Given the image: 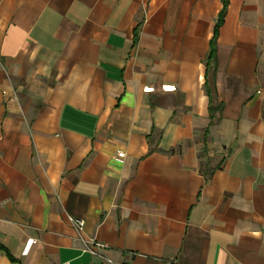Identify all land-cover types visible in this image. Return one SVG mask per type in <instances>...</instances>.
Here are the masks:
<instances>
[{
  "label": "crops",
  "instance_id": "0c3cea01",
  "mask_svg": "<svg viewBox=\"0 0 264 264\" xmlns=\"http://www.w3.org/2000/svg\"><path fill=\"white\" fill-rule=\"evenodd\" d=\"M223 7L0 0V264H106L69 217L114 264H264V0L207 69Z\"/></svg>",
  "mask_w": 264,
  "mask_h": 264
},
{
  "label": "built area",
  "instance_id": "2783aa9c",
  "mask_svg": "<svg viewBox=\"0 0 264 264\" xmlns=\"http://www.w3.org/2000/svg\"><path fill=\"white\" fill-rule=\"evenodd\" d=\"M4 96H8L10 98L11 101L13 102H19V96L17 94L16 91H4L3 92ZM126 154L123 151H118L117 155H116V160L118 162L123 163L125 160ZM69 223L71 224V226L73 227L76 236H77V240L78 242L81 244L82 248H83V252L90 254L93 257H97V258H101L102 260L105 261L106 264H114L112 260L108 259L105 256V252L107 250V247L100 243L97 242L93 239H87L84 236V231H85V222L81 219H77L74 217H69L68 218Z\"/></svg>",
  "mask_w": 264,
  "mask_h": 264
},
{
  "label": "trees",
  "instance_id": "16d2710c",
  "mask_svg": "<svg viewBox=\"0 0 264 264\" xmlns=\"http://www.w3.org/2000/svg\"><path fill=\"white\" fill-rule=\"evenodd\" d=\"M223 2H224V7H223V10L221 11L219 20H218V22L216 24V27H215V30H214V35H213V38H212L211 43H210V51H209L208 57L206 59L207 69L210 67L211 63L214 60L215 51H216V40H217L218 32H219V29H220V27H221V25L223 23V20H224L225 14H226V10H227V6H228V0H223ZM205 88H206L207 95L210 98L209 117H210V120H211V123H212L214 118H215V116L217 115V113L220 112L221 107H220V105H215L214 102L212 101V91L207 86V84H205ZM208 134H209V131L207 130L205 132V135H204V138H203L205 144L207 142ZM223 162H224V160L221 162V164H219L216 167V169L211 170L210 173L208 172L206 174V177H210L214 173V171H216L217 169H220L222 164H223Z\"/></svg>",
  "mask_w": 264,
  "mask_h": 264
}]
</instances>
